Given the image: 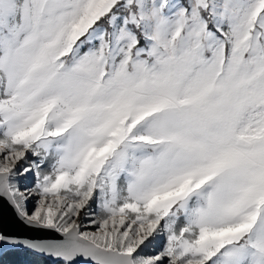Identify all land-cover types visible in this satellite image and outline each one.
<instances>
[{"label":"snow or ice","instance_id":"1","mask_svg":"<svg viewBox=\"0 0 264 264\" xmlns=\"http://www.w3.org/2000/svg\"><path fill=\"white\" fill-rule=\"evenodd\" d=\"M0 201V252L264 264V0H0Z\"/></svg>","mask_w":264,"mask_h":264},{"label":"water","instance_id":"2","mask_svg":"<svg viewBox=\"0 0 264 264\" xmlns=\"http://www.w3.org/2000/svg\"><path fill=\"white\" fill-rule=\"evenodd\" d=\"M0 231L18 237H46L48 233L36 231L18 219L13 208L6 202L0 201ZM7 248L11 247H5ZM4 251V250H3ZM51 261H55L51 259Z\"/></svg>","mask_w":264,"mask_h":264},{"label":"trees","instance_id":"3","mask_svg":"<svg viewBox=\"0 0 264 264\" xmlns=\"http://www.w3.org/2000/svg\"><path fill=\"white\" fill-rule=\"evenodd\" d=\"M0 264H57L45 256L33 255L19 248H7L0 253Z\"/></svg>","mask_w":264,"mask_h":264},{"label":"rangeland","instance_id":"4","mask_svg":"<svg viewBox=\"0 0 264 264\" xmlns=\"http://www.w3.org/2000/svg\"><path fill=\"white\" fill-rule=\"evenodd\" d=\"M27 182L30 183L31 182V178H29ZM33 203H34V200H30L29 201V207L30 208L32 207ZM84 224L87 225V220L84 221ZM85 230L95 231L96 229L93 226H87Z\"/></svg>","mask_w":264,"mask_h":264}]
</instances>
